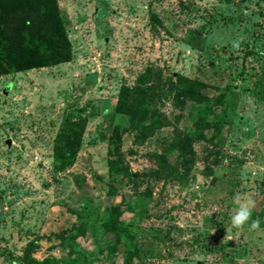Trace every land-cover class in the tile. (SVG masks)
<instances>
[{
	"label": "rangeland",
	"instance_id": "obj_1",
	"mask_svg": "<svg viewBox=\"0 0 264 264\" xmlns=\"http://www.w3.org/2000/svg\"><path fill=\"white\" fill-rule=\"evenodd\" d=\"M55 5L68 60L0 75V264H22L27 241L83 218L90 233L76 241L92 251V264H122L120 250L112 260L106 255L114 235L97 225L118 204L126 208L118 223L132 235L143 264H264V0ZM145 68L161 80L179 74L200 81V93L224 122L219 142H188L191 152L182 162L169 137L190 122L185 110L172 120L178 108L162 88L158 106L171 123L134 143L135 132L113 105L119 85H132ZM222 90L220 106L215 98ZM195 106L186 101L184 108ZM70 116L85 117V127L72 165L55 172L53 138ZM116 124L123 129L119 150L127 171L139 175L131 181L106 169ZM164 151L173 172L146 175L156 169L152 154ZM107 185L114 195L105 193ZM237 194L255 203L241 228L230 222ZM65 254L58 246L48 250L45 241L33 252L38 259Z\"/></svg>",
	"mask_w": 264,
	"mask_h": 264
},
{
	"label": "trees",
	"instance_id": "obj_2",
	"mask_svg": "<svg viewBox=\"0 0 264 264\" xmlns=\"http://www.w3.org/2000/svg\"><path fill=\"white\" fill-rule=\"evenodd\" d=\"M69 53L70 45L57 13L55 0H0V75L62 63L68 60ZM201 85L200 81L179 74L173 79L168 77L161 80L158 74L151 75L145 68L136 76L132 85H119L113 112L126 116L127 128L135 132L134 143L140 144L155 129L171 123L158 106L159 94L164 88L172 106L178 108V113H170L172 120L176 119L177 122L178 114L185 110L190 122L189 128L183 133L174 132L169 137L170 150L174 149L182 162L187 163V148L190 151L188 142L203 139L208 142L212 139L219 142L224 125L223 120L213 114L212 103L206 102L207 97L200 93ZM225 92L222 90L215 98L220 106L224 104ZM186 101L194 102L198 107L186 109L184 108ZM85 123L86 118L83 116H70L61 121L51 146L52 168L55 172L66 170L72 165ZM122 130L117 124L111 127L107 139L106 169L110 174H120L131 181L139 178V175L135 174V177H132L123 162L119 150ZM208 130L211 134L207 135ZM165 157L166 151L153 153L152 160L156 163V169L146 175H156L162 170L164 172L166 170V175L171 174L173 169L168 166ZM105 193L114 195L116 189L107 185ZM121 205L108 206L98 217L97 225L115 237L114 242L105 248L106 255L112 260L114 252L120 250L122 264H131L133 259L137 260V264H143L132 241V235L128 233L127 228L118 223L121 213L126 209L125 207L121 209ZM85 221L84 218L82 221L75 220L57 232L35 235L23 247L20 262L92 264V251H86L76 241L77 237H87L90 233L87 232L88 224ZM40 241L48 242V250L58 246L68 254H65V257L48 255L38 259L33 256V252L39 247ZM95 251L101 253L99 247H95Z\"/></svg>",
	"mask_w": 264,
	"mask_h": 264
},
{
	"label": "clouds",
	"instance_id": "obj_3",
	"mask_svg": "<svg viewBox=\"0 0 264 264\" xmlns=\"http://www.w3.org/2000/svg\"><path fill=\"white\" fill-rule=\"evenodd\" d=\"M234 203L238 205V208L234 210L235 214L230 217V222L233 227L241 228L249 222L255 203L253 201H243L239 194L234 197ZM259 224L258 219L253 220L251 222V229H258Z\"/></svg>",
	"mask_w": 264,
	"mask_h": 264
}]
</instances>
